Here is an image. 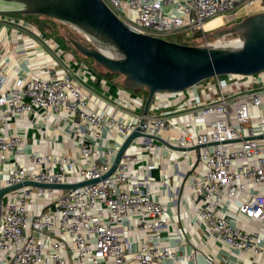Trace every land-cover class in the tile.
<instances>
[{"label":"built area","instance_id":"1","mask_svg":"<svg viewBox=\"0 0 264 264\" xmlns=\"http://www.w3.org/2000/svg\"><path fill=\"white\" fill-rule=\"evenodd\" d=\"M104 1L136 32L161 37L202 32L199 44L217 46L242 41L238 36L208 41L210 21L220 18L216 27L230 26L248 15L244 11L249 6L264 3ZM53 47L54 38L25 17L0 13V189L26 181H100L76 189L23 185L5 192L0 264H264V87L226 92L220 76H214L217 92L211 98L200 100L196 85L158 92L153 102L177 104L159 115L144 113L146 99L130 95L121 102L127 115H114L92 106V96L76 80L72 64L60 68L46 51ZM39 115L47 124L53 119L55 126H64L70 149L52 145L47 151L50 141L32 144L19 126L2 131L10 120L31 122ZM139 127L142 135L133 139L116 170L103 178L126 137ZM172 145L188 165L181 194L193 215L184 230L177 226L174 231L151 177L159 154H146ZM192 226L195 232L205 229L209 239L215 237L218 249L211 242L188 240L185 230ZM183 243L186 249L181 251Z\"/></svg>","mask_w":264,"mask_h":264},{"label":"water","instance_id":"2","mask_svg":"<svg viewBox=\"0 0 264 264\" xmlns=\"http://www.w3.org/2000/svg\"><path fill=\"white\" fill-rule=\"evenodd\" d=\"M0 13L11 15H45L75 26L93 39L89 46L69 36L72 44L84 56L97 64L124 75L127 89L146 88L149 92L144 113L158 92H178L193 87L214 76L264 72V11L249 14L242 20L212 33L213 37L236 34L238 46L184 44L149 33L136 32L113 11L104 0H0ZM109 47L116 56L102 51ZM140 127L128 135L120 146L109 177L117 168L133 139L141 136ZM149 137L151 135H148ZM160 141L162 138L151 136ZM100 181L94 178L73 184L26 181L0 189V210L5 192L34 185L42 188L76 189Z\"/></svg>","mask_w":264,"mask_h":264},{"label":"crops","instance_id":"3","mask_svg":"<svg viewBox=\"0 0 264 264\" xmlns=\"http://www.w3.org/2000/svg\"><path fill=\"white\" fill-rule=\"evenodd\" d=\"M54 41L56 42V48L53 47L52 50L47 48L46 51L55 58L54 60L59 63L60 68L66 66L68 63L72 64V68L75 70L76 80H78L81 85L84 86L83 89H86L88 94L92 96V106L98 108L100 111L112 112L114 115H124V113L127 115V108H125L121 102H125L130 95L138 96L139 94L121 85L124 78H121L122 80L120 79V82H116L117 79H115V77L112 79L104 77L99 72L100 70L98 71L91 67L88 61L80 59L73 51L64 47L63 44L55 38ZM220 80L224 82V90L226 92H231L236 89L262 88L264 87V72L247 77L231 78L227 75L225 77H220ZM214 82V78H209L201 81L193 88L200 100L211 98L216 94V88L213 86ZM188 93L189 92H187V94ZM162 96L163 95H159L157 97L159 98ZM170 103L171 104H168L167 106H163L162 103L157 104V101H152L149 112L159 115L165 113L168 114L170 113V110L177 108V104L172 103V101H170ZM137 111L139 112L140 109H137ZM253 111L255 114L258 113L257 108H253ZM178 116L182 117L183 113H178ZM55 125L53 119H50L47 124L43 117L39 115L33 116L31 122L25 120H10L2 131L3 133H8L13 131L16 126H19V130L26 134L29 137V140L31 139L30 143L32 141V144L34 143L33 141H39V139H41L40 141H50L49 148H46L47 151L52 150V145L61 148L67 147L70 149L71 144L65 143V141L70 140L64 138L65 136L62 134L64 126ZM44 134H46V138L43 137ZM54 141H57L56 144L53 143ZM155 142L158 143L163 141ZM158 149L159 147H156V149L149 150L146 153L147 156L159 154L156 158L157 164L151 171L152 180L156 181L157 198L164 201L171 216L169 230L174 231L177 226L183 227L184 230V225L188 223V221H191L193 217L189 203L181 194V185L186 180L188 165L183 161L179 149L175 146H170L168 150L162 149L160 153H158ZM172 197L176 199L171 201L170 199ZM168 199L170 200L169 202ZM186 230V238L194 244L202 245L206 242H211V245H216L217 249L218 246H220V242L215 239V237H211L210 239L207 237L206 230L203 228H199L195 232V229L192 226L186 228ZM187 248L190 249L189 243L187 244ZM180 249L181 251L186 249L184 243ZM209 251L215 253V250ZM189 264L194 263L191 261Z\"/></svg>","mask_w":264,"mask_h":264},{"label":"rangeland","instance_id":"4","mask_svg":"<svg viewBox=\"0 0 264 264\" xmlns=\"http://www.w3.org/2000/svg\"><path fill=\"white\" fill-rule=\"evenodd\" d=\"M264 11V3H259V2H256L255 4L249 6L244 12H247V14H253V13H258V12H262ZM14 17L16 18H20V17H24L23 15H13ZM243 19V18H242ZM242 19H239L238 21L242 20ZM58 23V28H59V31H60V34L57 32L54 33L53 35L55 37L56 40H58L59 42H61V44H63L64 47H66L67 49L73 51L80 59H86V61L90 62L91 65H95V62H93V58L91 57H84V55L82 53H80L76 47L72 44L70 38L68 36H72V37H75L76 39H79L81 40L83 43L85 44H88L89 46H94L93 42L89 41L86 37V34L83 33L82 31H80L79 29H77L75 26H72L68 23H59V21L57 22ZM223 27H228V26H221V27H216V28H213L211 30H209L207 32V39L208 41H215L216 37H213L212 33L216 32L217 30L223 28ZM177 35H181V34H174V35H168L167 37L169 39H175L177 37ZM236 34H233V35H227L226 38L227 39H234L236 38ZM194 42L195 44L197 43H200L201 40L199 37H196L194 38ZM101 67V66H100ZM101 69H103L101 67ZM227 75H220V77H225ZM122 76L121 75H116L115 76V79H117L116 82H120L122 79ZM121 79V80H120Z\"/></svg>","mask_w":264,"mask_h":264},{"label":"trees","instance_id":"5","mask_svg":"<svg viewBox=\"0 0 264 264\" xmlns=\"http://www.w3.org/2000/svg\"><path fill=\"white\" fill-rule=\"evenodd\" d=\"M26 19H28L30 22H32L33 24H35L36 26H38L42 31L46 32L47 34H49L51 37H55L53 34L57 32L60 34L59 28L58 26V21L59 23H63L62 21L49 17V16H45V15H39V14H35V15H23ZM201 34L202 32H198L196 33L194 36H185V35H177V37L175 39H170V40H174L180 43H184V44H195L194 42V38L199 37L201 38ZM58 35V34H57ZM208 35V34H207ZM69 37V36H68ZM165 38L169 39L167 36H165ZM58 41V40H57ZM61 43V42H60ZM197 44V43H196ZM199 44V43H198ZM85 58L87 56H84ZM86 60V59H85ZM93 62H95V65H91L90 62H88L91 67H93L96 70H100L99 72L101 73V75H103L104 77L107 78H114L116 75H121L122 78H124V75L119 73V72H112L104 67H102L101 65L97 64L95 60H93ZM103 69H101V67ZM123 87H125L124 85V81L121 84ZM132 90V89H129ZM133 92L138 93L139 95H141L142 97H144L145 99H147V96L149 94L148 90L146 88H140V89H133Z\"/></svg>","mask_w":264,"mask_h":264},{"label":"bare ground","instance_id":"6","mask_svg":"<svg viewBox=\"0 0 264 264\" xmlns=\"http://www.w3.org/2000/svg\"><path fill=\"white\" fill-rule=\"evenodd\" d=\"M0 6H9V4L1 3ZM220 22H221L220 18H215L206 25V28L207 29L214 28V27L218 26ZM100 46H101L102 51L105 52L106 54H108L110 56H116V53L113 52L109 47L102 46V45H100Z\"/></svg>","mask_w":264,"mask_h":264}]
</instances>
